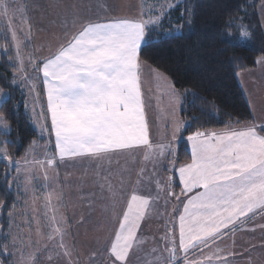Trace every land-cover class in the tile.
Returning <instances> with one entry per match:
<instances>
[{"label":"snow or ice","instance_id":"obj_1","mask_svg":"<svg viewBox=\"0 0 264 264\" xmlns=\"http://www.w3.org/2000/svg\"><path fill=\"white\" fill-rule=\"evenodd\" d=\"M177 6L169 4L166 9L161 5L145 18L142 5L137 19L81 23L54 52L41 58L36 52H29L27 56L23 53L25 41L30 43L31 38V25L23 15L26 6L21 0H0V21L7 22L6 31L16 49L10 64L17 68L25 82L32 79L29 68L42 74L51 133L55 137V152L43 160L28 161L25 158L23 169L20 162L13 161L7 153L9 141L0 142V159L14 167L17 173L9 180L8 189L10 191L16 184L18 190L24 189V194L33 190L35 196L39 178L35 174L36 168L42 172L45 187H48L47 182L54 179L48 176V171L57 166V157L61 162L74 158L97 162L96 186L103 199L113 208L118 203L121 205L117 214L118 227L114 228L105 247L112 264H132L134 255L140 264H230L228 255L217 247L216 242L250 216L264 214V123H251L240 129L226 126L220 131L197 130L185 140L184 131L190 127V121L198 117L180 118L179 113L183 111L181 97L163 74L153 70L157 81L163 82L164 95L169 97L171 139L156 144L150 140L141 83L145 63L140 60V52L154 31L161 41L174 38L172 29L158 31V26L163 24L168 10ZM186 12L193 14L185 8L181 15ZM17 20L18 24L15 23ZM64 27L67 30L68 15ZM183 27L181 25L175 31ZM248 35L242 28L238 36L227 31L217 38L222 43L234 45ZM257 63L264 64V56L259 57ZM17 79V76L13 77V84ZM5 121V114L0 111V126L7 133L10 125ZM168 127L166 122L165 137ZM182 140L190 148V160L177 168ZM139 150L144 152L146 162L153 163V176L157 161L169 172L164 183L158 178H148V183L155 186L154 193L140 188L144 183L145 168L136 173L135 181L130 176L125 179L127 170L124 169L116 174V182H113L112 157ZM105 161L109 165L107 172L104 171ZM9 175L6 171L5 178ZM176 186L180 188L179 195L175 192ZM161 196L165 205L173 198L176 202L171 216L173 221L178 220V244L173 227L163 237L166 256L153 248L141 258L137 253L145 241L139 232L148 211ZM53 197L58 203L62 199L54 190L47 192L44 207L48 211L41 215L34 209L32 218L17 223L11 245L4 244L0 256H14L13 264H65V258H68L67 264H72V252L65 242L69 222L58 215L51 203ZM6 206L7 201L0 200V208ZM12 215L9 213L10 220ZM25 224L28 232L20 231ZM2 227L0 225V229ZM259 227L264 229V225ZM204 248L211 254L205 255ZM196 249L200 250V258H190V253Z\"/></svg>","mask_w":264,"mask_h":264},{"label":"trees","instance_id":"obj_2","mask_svg":"<svg viewBox=\"0 0 264 264\" xmlns=\"http://www.w3.org/2000/svg\"><path fill=\"white\" fill-rule=\"evenodd\" d=\"M263 0H179L178 6L168 10L158 31L173 30L174 38L157 39L151 33L140 52V59L165 75L181 95L182 120L196 116L190 127L184 131L186 137L197 131L222 129L242 123H251L253 115L238 80V73L252 70L259 57L264 56V31L259 6ZM187 8L189 12L182 10ZM231 23V27H228ZM181 25L184 27L180 31ZM2 26L0 25V29ZM246 29L248 38L238 40L234 45L222 43L217 38L222 32L231 31L239 35ZM3 29V28H2ZM0 41L4 48L0 52V89L7 97L0 103L10 130H0V142L9 141L7 153L13 159L25 156L34 141H41L42 135L30 122L24 105V94L19 85L13 84L17 68L10 64L14 48L5 30H0ZM3 43V44H2ZM30 45H26L29 51ZM187 93V95H186ZM185 140L180 142L179 159L176 167L190 160L189 147ZM167 165V162L166 164ZM14 167L0 161V200L7 206L0 208V222L3 232L8 226V214L18 204L16 189H8ZM164 174L169 172L163 169ZM175 189L179 190V186ZM15 205V206H14ZM8 256H4L7 258Z\"/></svg>","mask_w":264,"mask_h":264},{"label":"rangeland","instance_id":"obj_3","mask_svg":"<svg viewBox=\"0 0 264 264\" xmlns=\"http://www.w3.org/2000/svg\"><path fill=\"white\" fill-rule=\"evenodd\" d=\"M135 0H21V2L26 6V12L23 13V15L26 17L27 21L30 23V20L33 16H35V19L40 23L43 22V26H46L48 29L47 33L43 31V28L40 30L39 27H36V30L39 29V32H32L30 38V43L25 41V45H30V49H33V51H29L26 46L23 48V53L25 56L29 52H36L39 57L43 58L45 55L50 54L51 52H54L59 44H61L64 40V33L60 32L57 29V26L63 27L65 16L68 15V27H71L74 29L80 25L81 23H85L89 20L94 19H100L104 17H108L109 13H113V10L118 11V15H136L140 17L141 14V7L143 5V10L145 12V18L152 15L153 10H158L161 5H164L165 8H168L169 4H175L179 0H140L138 3V7H133ZM114 7V9H112ZM47 10H52V13L50 15L52 16V19L54 23L50 25V22L45 21L44 17H47L46 13ZM259 15L261 16L262 20H264V0L259 6L258 9ZM34 18V17H33ZM73 19H75V23H73ZM16 24L19 23V20L15 22ZM0 25L5 30L6 35L10 37L11 42V36L10 33L6 31L7 28V22L6 21H0ZM31 25V24H30ZM49 26V27H48ZM26 28L27 25H24ZM0 30H3V29ZM41 28V27H40ZM1 33V31H0ZM21 39H23V36H21ZM33 42H32V40ZM3 44V43H2ZM12 44V42H11ZM14 48V53L16 52V49L14 45H12ZM4 50V48L1 45L0 41V52ZM28 74L31 75L32 79L31 81L25 82L23 78H21L20 73H16L15 76L18 77L16 80L17 85L20 86L22 89V92L24 94V105L26 109V113L29 116L30 122H34V125L38 132H42L41 126H43V122L45 123V119L43 118L40 120L43 112H41L42 107V97L40 93V77L37 72L33 71L31 68L28 69ZM239 79V78H238ZM240 83V82H239ZM1 98V97H0ZM2 100L0 99V103ZM38 111H36L37 107ZM39 112V113H38ZM38 113V114H37ZM41 114V115H40ZM40 125H39V123ZM43 129V127H42ZM171 132V128L168 129V133ZM42 135L41 141H34L32 143V147H30L25 156L21 159H13V161L20 162V166L23 169L25 167V158H27L28 161H32L34 159L37 160H43L45 156H51L52 153H54V145L52 144L51 139L45 135V132L40 133ZM135 153L134 155H137ZM133 157V155H132ZM0 161H3L0 159ZM69 165H66L57 161V166L53 169H50L48 171V176L50 179L47 182V185H69L68 183L75 185L76 187H86V185L94 184V177L97 178L94 175H91L94 173L95 169H98L97 162H94L90 159H77V160H69L67 161ZM158 166L159 162H156ZM134 164V163H133ZM165 164V163H164ZM119 169V171L127 169L128 161L127 159L120 160L117 159L115 156L112 157V162L110 167L115 166ZM109 168L108 163L104 162V171L106 172ZM132 168V166H130ZM98 170H96L97 173ZM58 173V176H57ZM39 178L36 181L37 186L42 187L45 186V182L43 181V174L40 172L39 168H36L35 173ZM125 174V179L128 178ZM17 176V173L13 172L10 174V180L15 178ZM116 177V175H113ZM165 178L169 175L164 174ZM158 177V176H157ZM156 177V178H157ZM155 178V179H156ZM135 180L136 177H133ZM154 179V177H153ZM161 182L164 183L165 181L161 179ZM22 184V180L20 181ZM97 184V180H96ZM13 189L17 188L16 184L12 185ZM41 189H45L46 187H43ZM90 191L86 192L84 191L82 193L83 197V203H82V212L88 211L93 212L95 211V207L93 208L94 204H88L87 201L95 202L94 195H99L100 200L104 202L105 199H103L100 190L96 188L95 192L94 187L89 188ZM155 192V186L150 185L149 191ZM18 191V189H17ZM20 192V191H19ZM175 192L177 195L180 193V189L176 190ZM24 193V192H23ZM42 193V192H41ZM33 192H27L26 197L23 195V206L20 210L12 209L9 213H13L11 220L9 218L8 214V226L7 229L3 232L2 229H0V250L3 249L4 244L11 245L12 235H15V232L17 230V223L26 221L33 216V211L38 210L41 215L48 211L43 206L45 204V201L40 202V200L34 198V196H31ZM76 193H72V196ZM46 195V192H43L41 194V198L44 199V196ZM183 199V198H182ZM35 201V202H34ZM106 201V200H105ZM87 202V203H86ZM44 203L43 205H41ZM175 200L169 202L167 205H165V200L163 196H161V199L153 203L152 210H155V212L152 214L151 212V226L148 227V231L150 232V235L152 236V244L159 250L161 246H164L165 241H161L160 237H164L166 232H169L175 225V221H173L171 213L172 208L175 206ZM110 202L106 201V205H109ZM38 205V206H36ZM41 205V206H40ZM53 205V203H52ZM54 206V205H53ZM58 210V208H56ZM110 210V209H109ZM72 212H74V209H72ZM102 212V211H101ZM49 215H51V212H49ZM88 218H84L85 220V226L83 227L82 235H67L65 238V242L67 243L69 249L72 252L71 255V262L72 264H93L94 262H99L102 258L104 259V256L100 254L103 250H105V247L109 241V235L108 232L110 229V223L107 225L105 223V219H101L103 223L98 225H93L91 222L94 220L93 216H87ZM104 218V217H103ZM109 220V217L106 218V221ZM16 222V223H13ZM89 222V223H88ZM0 225L2 223L0 222ZM146 225V223H145ZM90 226L94 227V230L97 231L95 228L99 227L102 229V233H93V235H87L84 234L90 229ZM35 228V225H33V229ZM22 232H28V227L25 224L23 227L19 229ZM99 231V230H98ZM11 232V234H10ZM140 235H144L140 233ZM33 239L36 238L35 232L32 233ZM156 238V240H155ZM158 238L160 241H158ZM157 242V243H156ZM9 251H12L11 248H9ZM95 254V255H93ZM15 257L14 256H8L7 258H4V256H0V261H3V264H13ZM65 261H68V258H65ZM82 260V262L80 261ZM67 263V262H65Z\"/></svg>","mask_w":264,"mask_h":264},{"label":"crops","instance_id":"obj_4","mask_svg":"<svg viewBox=\"0 0 264 264\" xmlns=\"http://www.w3.org/2000/svg\"><path fill=\"white\" fill-rule=\"evenodd\" d=\"M139 1L140 0L133 1L134 2L133 7H138ZM112 9H114V7ZM112 12L113 13L108 14V17L89 20V21L102 23V22H106L108 20L115 19V18H126V19H137L138 18V16L130 15V14L129 15H125V14L118 15L117 14L118 11L116 10H113ZM50 13H52V10H47V13H46L47 17H44V19L45 21L48 20V22H50V25H52L54 21ZM33 17L30 20L31 33L39 32V29L41 30L42 28H43V31L47 33L49 28H47L46 26H43L44 21H41L40 23H38V21L35 19V16ZM260 20H261L262 28L264 31V20H262L261 16H260ZM37 26L39 27L38 30H36ZM79 27L80 25H78L75 29L74 27L73 28L68 27L67 30H65L64 26L63 27L57 26V29L60 32L64 33V40H63L64 42L65 39L68 36H70L73 32L77 31ZM48 55H45V57H47ZM153 70L155 69L152 68L147 63H145V67L141 73V83H142V91L144 95L147 119H148V124H149V129H150V140L153 142V144H156L160 142H166L167 140L171 139V132L168 133V129L171 128V121H170V117L168 116V113L171 111V105H170L169 97L167 95H164L163 93V87H162L163 82L157 81ZM155 72H158V71L155 70ZM38 75L40 77V93H41L42 102H43L42 103L43 110L41 109V112L43 113H41L42 116L40 120L42 119V121H44L43 118L45 119V123L43 122V126H41L39 122L38 123L41 126L40 128L42 132H45V135L47 134V136L51 139L52 144L54 145V152H55V137H54V134L51 133V120H50V114L47 112V96H46V92H45L44 85H43V77H42V74L38 73ZM163 76L166 77L165 75ZM238 78H239L238 80L240 82V85L242 87V90L248 101V104L250 106V109L253 115V121L251 123H264V64L257 63V66L254 69L242 71L238 73ZM167 81L170 83L168 78H167ZM177 94L181 97V95L178 92ZM0 97H1L0 98L1 100L7 97L6 92H4L2 89H0ZM38 110L39 109L37 107L36 111ZM166 122L169 124V127L167 129V133H168L167 137H165V132H166L165 123ZM31 123L35 127L34 122L32 121ZM251 123H242V124L232 125L231 127L240 129V128H243L245 125H248ZM223 129L224 128L211 129L210 131H220ZM0 130L4 131L5 129L2 126H0ZM42 132H39V133H42ZM189 151H190V148H189ZM137 152L138 154L134 155ZM115 157L117 159L124 160V161L125 159H127L129 167L127 169L125 168L127 170L125 174H127L126 176L128 177L130 176L132 181H135L137 179L136 173L139 172L141 168L146 169L145 176H144V183L140 186L141 190L144 192L149 191V186H150V184L148 183L149 177H152V178L154 177L155 179L158 176L157 177L158 179L160 180L162 179L166 182L163 169L161 168V166H158L157 163H155V176H153L154 165L152 162H146L144 160V152L142 150L131 152V153L129 152L120 153L118 155H115ZM77 159H81V158L66 159L65 161L61 163L62 165L65 164L66 166V165H69L67 161L77 160ZM57 161L60 162L58 157H57ZM166 162L167 161H164L165 164ZM182 164L183 163L179 164L177 168ZM130 166H132V168H130ZM96 170L98 169H95L94 173H92L91 175L96 176ZM111 170H112L113 175H116L117 173L120 172L119 169L116 168V165L112 166ZM15 172L16 171L14 168V173ZM133 177H136V179L134 180ZM96 180L97 178L94 177V184L86 185V187L85 186L76 187L75 185H72L70 183H68L69 185L53 184V185H48V187H46V190H45V189H41L45 186H42V187L37 186L35 189V196L34 194H31V196H34V198L42 202L44 201V199L41 198V194L43 192H46L47 194V192L54 190L55 193L61 195L62 199L59 201V203L56 201L55 197H53L51 203H53L55 208H58L57 210L58 215L63 216L69 222L66 225L69 235H82L83 227L85 226L84 218H88L87 216H93L94 220L91 223L94 226L103 223L102 221H100V217L101 219H105L104 221L105 223H107V225L110 223L109 231L105 230V232H108L107 235H109L110 237L113 235L114 228L118 227L117 214L120 212V209H121V205L119 203L116 204V206L113 208L111 204L106 205L105 200L104 202H102L103 200L99 201L100 200L99 195H94L95 202H92V201H87V202L88 204L90 203L94 204L93 208L95 207L96 210L93 212L92 211L82 212V203H83V197H84L82 196V193L84 191L89 192L90 191L89 188L91 187H94V191H95L97 188ZM113 182L114 183L116 182V177H114ZM18 191L20 192H19L18 204L15 207V210H20L21 207L23 206L22 204H23L24 189L21 187ZM29 192L31 193L33 192V190H29ZM72 193H76V194L72 196ZM25 195L24 197H26ZM43 204L44 203H42L41 205ZM180 207L182 209V204L180 205ZM151 208L148 211L142 223V228L140 229V232H139L140 238L145 241L144 245L142 246V249L138 250V253H137V255L140 256L141 258H144L145 254L149 253L151 249L156 248L152 244L153 239L151 238L152 236L150 235V232L148 231V227L151 226V222H150L151 212L152 214L155 212V210H152ZM72 209H74V212H72ZM178 215L179 213H177V217ZM107 217H109V220L106 221ZM260 225H264V214L258 213L255 216H250L248 220L242 221L236 227L234 231H229L224 237H222L220 240L216 242L217 247L220 249H223L225 251V254L228 255L230 264H264V229L259 227ZM174 227L176 231L175 239L178 244V238H179L178 220L175 221ZM95 229L97 231L94 230L93 226H90V229L84 234L93 235V233H95L96 235L98 232L102 233L103 228L100 229L99 227H97ZM46 233H47V230H45V235ZM140 233L144 235H140ZM160 240L164 241L163 237H160ZM160 240L158 238V241ZM159 248H160L159 253H162L163 255L166 256L167 253L165 252L164 246H161ZM212 251H215V248H213ZM203 253L205 255L211 254L208 248H204ZM100 254L104 256V259L102 258L99 262L97 261V262H94L93 264H112V260L111 258H109V255L107 254L106 250H103ZM192 257L200 258V250L199 249L193 250L190 253V258ZM80 261L82 262V260ZM78 264H79V261H78ZM132 264H140V261H138L136 255H134L132 258Z\"/></svg>","mask_w":264,"mask_h":264}]
</instances>
